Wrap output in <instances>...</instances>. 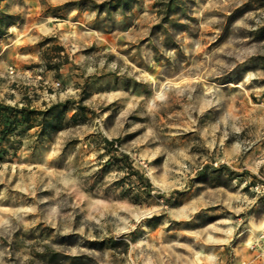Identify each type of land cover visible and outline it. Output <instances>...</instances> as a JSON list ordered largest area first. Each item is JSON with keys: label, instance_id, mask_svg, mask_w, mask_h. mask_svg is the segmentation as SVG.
<instances>
[{"label": "rangeland", "instance_id": "rangeland-1", "mask_svg": "<svg viewBox=\"0 0 264 264\" xmlns=\"http://www.w3.org/2000/svg\"><path fill=\"white\" fill-rule=\"evenodd\" d=\"M0 104V264H264V0H0Z\"/></svg>", "mask_w": 264, "mask_h": 264}, {"label": "trees", "instance_id": "trees-1", "mask_svg": "<svg viewBox=\"0 0 264 264\" xmlns=\"http://www.w3.org/2000/svg\"><path fill=\"white\" fill-rule=\"evenodd\" d=\"M33 111L27 107H11L7 105L0 104V141H3L7 136L15 131L20 125L28 123L30 121ZM104 148L108 153H111L110 147L113 145V141L104 140ZM119 162L125 164V166L130 170L131 174L136 176L138 180L145 184L149 189L151 188L150 183L146 178H144L138 171L134 170L133 167L127 162V156L120 154L117 157Z\"/></svg>", "mask_w": 264, "mask_h": 264}, {"label": "built area", "instance_id": "built-area-1", "mask_svg": "<svg viewBox=\"0 0 264 264\" xmlns=\"http://www.w3.org/2000/svg\"><path fill=\"white\" fill-rule=\"evenodd\" d=\"M10 72H12V69H10ZM257 188V187H256ZM251 249H256L259 250L261 252L262 255H264V248L261 247V244L258 243H254L251 247Z\"/></svg>", "mask_w": 264, "mask_h": 264}]
</instances>
